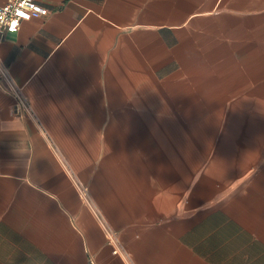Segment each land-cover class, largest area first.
Returning a JSON list of instances; mask_svg holds the SVG:
<instances>
[{
    "label": "crops",
    "instance_id": "0c3cea01",
    "mask_svg": "<svg viewBox=\"0 0 264 264\" xmlns=\"http://www.w3.org/2000/svg\"><path fill=\"white\" fill-rule=\"evenodd\" d=\"M38 1L0 33L34 111L0 80V264H264V0Z\"/></svg>",
    "mask_w": 264,
    "mask_h": 264
},
{
    "label": "built area",
    "instance_id": "2783aa9c",
    "mask_svg": "<svg viewBox=\"0 0 264 264\" xmlns=\"http://www.w3.org/2000/svg\"><path fill=\"white\" fill-rule=\"evenodd\" d=\"M47 13V7L38 0H6L0 4V33L16 31L22 20L30 19L32 17L44 15ZM0 80L4 82L5 88L14 95L15 103L14 110L16 114L26 113L34 116V111L31 104L22 92L20 85L16 84L12 79L8 65L0 56ZM76 185L79 192L85 197L89 198L87 185L81 180H76ZM97 216L104 226L108 241L114 246L113 251H117L120 247V241L116 232L107 225L102 215L96 211Z\"/></svg>",
    "mask_w": 264,
    "mask_h": 264
}]
</instances>
